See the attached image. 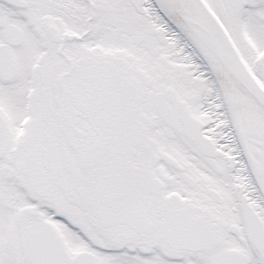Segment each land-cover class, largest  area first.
Returning <instances> with one entry per match:
<instances>
[{"label":"snow or ice","instance_id":"obj_1","mask_svg":"<svg viewBox=\"0 0 264 264\" xmlns=\"http://www.w3.org/2000/svg\"><path fill=\"white\" fill-rule=\"evenodd\" d=\"M0 264H264V0H0Z\"/></svg>","mask_w":264,"mask_h":264}]
</instances>
